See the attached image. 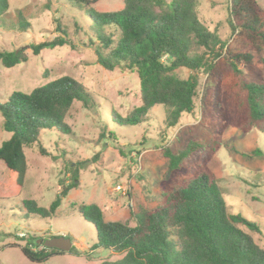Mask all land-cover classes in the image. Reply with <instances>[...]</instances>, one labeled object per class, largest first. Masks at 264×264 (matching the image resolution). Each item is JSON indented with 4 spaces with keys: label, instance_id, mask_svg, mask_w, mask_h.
Returning a JSON list of instances; mask_svg holds the SVG:
<instances>
[{
    "label": "trees",
    "instance_id": "16d2710c",
    "mask_svg": "<svg viewBox=\"0 0 264 264\" xmlns=\"http://www.w3.org/2000/svg\"><path fill=\"white\" fill-rule=\"evenodd\" d=\"M63 1L82 11L90 22V33L98 40V44L91 41L97 64L108 72L128 70L139 77L141 105L125 117L113 113L111 118L117 126H139L152 109L163 106L166 128H175L184 114L195 112L198 72L215 73L224 61L227 72L218 83L215 122L223 130L264 134V11L256 0H229L231 32L242 43L234 53L200 21L198 0H121L124 7L116 12L95 11L91 6L101 0ZM8 10L9 1L0 0V17ZM57 29L60 36L31 47L35 56L57 47L75 48L59 22ZM27 60L22 50H0V66L6 69ZM242 66L256 71L253 81L246 78ZM182 68L192 72L187 79L175 74ZM76 102L88 110L95 106L93 94L81 82L64 76L30 93L15 92L0 103L4 130L12 134L0 146V162L7 169L6 181L0 183V200L21 196L29 170L25 148L39 144L42 132L71 134L65 119ZM223 146L222 133L215 131L201 166L191 177L182 179L176 176L184 164L207 145L192 140L177 153L165 148L162 154L173 177L171 183L164 190L161 205L152 210L138 206L131 211L134 225L128 220L107 222L96 204L79 206L78 213L96 230L94 249L122 255L119 260L101 264H264V248L252 235L259 234L260 227L229 211L209 168ZM39 150L46 153L42 147ZM75 177L72 184L62 186L48 209L35 200H24L22 209L29 215L53 218L62 200L78 187V175ZM38 240L18 246L31 262L65 253L44 248Z\"/></svg>",
    "mask_w": 264,
    "mask_h": 264
},
{
    "label": "rangeland",
    "instance_id": "374dc122",
    "mask_svg": "<svg viewBox=\"0 0 264 264\" xmlns=\"http://www.w3.org/2000/svg\"><path fill=\"white\" fill-rule=\"evenodd\" d=\"M8 1L9 10L0 17V50H22L28 60L12 69L0 66V103L7 102L15 92L30 93L68 76L93 94L95 106L88 110L76 102L65 119L71 134L44 131L39 144L25 148L29 170L23 192L18 198L0 200V264H101L121 259L122 255L112 251L94 249L96 230L78 213V207L96 204L104 211L107 222L128 220L134 225L131 211L138 206L152 210L161 205L164 190L173 178L163 150L169 148L177 153L190 141L202 140L207 148L195 153L176 176L191 177L205 159L215 131L222 133L224 146L209 168L229 211L260 227V233L252 235L264 248V134L256 130L248 134L232 128L223 130L215 122L218 83L227 72L224 61L215 73L198 72L195 112L184 114L175 128H166L163 106L152 109L147 121L139 126H117L111 118L113 113L125 117L141 105L140 80L128 70L108 72L97 64L91 41L98 44V40L90 33V22L84 13L63 0ZM256 3L264 11V0ZM198 4V17L205 27L227 42L231 53L240 49L242 43L230 28L229 0H198ZM91 7L97 12H116L124 4L121 0H101ZM58 22L75 48L57 47L35 56L33 45L60 36ZM241 69L249 81L256 78L252 67ZM175 74L187 79L192 72L182 68ZM11 137L4 130L0 113V146ZM5 170V164L0 162L1 184L6 181ZM77 175L78 187L62 200L53 218L29 215L22 209L24 200H35L48 209L62 186L72 184ZM54 237L69 239L71 252L31 262L18 247L31 239ZM31 249L36 250L33 246Z\"/></svg>",
    "mask_w": 264,
    "mask_h": 264
},
{
    "label": "water",
    "instance_id": "95a60500",
    "mask_svg": "<svg viewBox=\"0 0 264 264\" xmlns=\"http://www.w3.org/2000/svg\"><path fill=\"white\" fill-rule=\"evenodd\" d=\"M37 244L47 249H57L66 253L70 252L73 246L71 241L64 237H54L47 240L41 239L37 241Z\"/></svg>",
    "mask_w": 264,
    "mask_h": 264
},
{
    "label": "built area",
    "instance_id": "2783aa9c",
    "mask_svg": "<svg viewBox=\"0 0 264 264\" xmlns=\"http://www.w3.org/2000/svg\"><path fill=\"white\" fill-rule=\"evenodd\" d=\"M22 237H24L23 235H21Z\"/></svg>",
    "mask_w": 264,
    "mask_h": 264
},
{
    "label": "crops",
    "instance_id": "0c3cea01",
    "mask_svg": "<svg viewBox=\"0 0 264 264\" xmlns=\"http://www.w3.org/2000/svg\"><path fill=\"white\" fill-rule=\"evenodd\" d=\"M18 236H20V235H18ZM17 244V243H16Z\"/></svg>",
    "mask_w": 264,
    "mask_h": 264
}]
</instances>
